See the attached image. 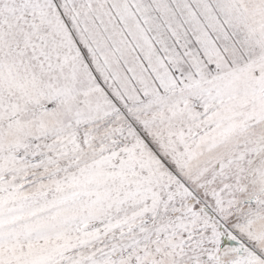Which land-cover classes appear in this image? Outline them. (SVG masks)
<instances>
[{
  "label": "snow or ice",
  "instance_id": "6c2138e0",
  "mask_svg": "<svg viewBox=\"0 0 264 264\" xmlns=\"http://www.w3.org/2000/svg\"><path fill=\"white\" fill-rule=\"evenodd\" d=\"M0 264H264V0H0Z\"/></svg>",
  "mask_w": 264,
  "mask_h": 264
}]
</instances>
